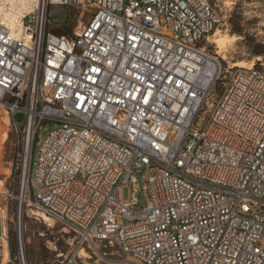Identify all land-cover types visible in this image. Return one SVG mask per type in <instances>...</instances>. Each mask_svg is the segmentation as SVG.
Returning <instances> with one entry per match:
<instances>
[{"label":"built area","instance_id":"2783aa9c","mask_svg":"<svg viewBox=\"0 0 264 264\" xmlns=\"http://www.w3.org/2000/svg\"><path fill=\"white\" fill-rule=\"evenodd\" d=\"M50 6L80 9L71 36ZM21 20L0 22L21 174L0 191V264H29V212L74 234L62 264H264V62L208 48L211 0H39Z\"/></svg>","mask_w":264,"mask_h":264},{"label":"rangeland","instance_id":"374dc122","mask_svg":"<svg viewBox=\"0 0 264 264\" xmlns=\"http://www.w3.org/2000/svg\"><path fill=\"white\" fill-rule=\"evenodd\" d=\"M211 2L222 19L216 29L239 38L233 44H228V55L231 59L224 60L225 63L231 66L232 61L248 63L254 60L255 64L260 61L264 62V0H211ZM48 17V30L71 36L78 25L80 9L50 6ZM89 18L90 15L86 12L82 21L86 23ZM208 48L213 52L218 50L210 43ZM217 54L222 58L218 51ZM257 57L261 60H255ZM220 90L221 84H218L217 91ZM5 128L8 137L2 146L0 144V191L16 195L20 187L21 174L20 172L15 173L13 158L15 137L9 125L8 114L0 106V131ZM122 195L124 199H128L129 190L123 189ZM139 199L140 206H145L144 196L141 195ZM10 206L15 212L16 202L12 201ZM14 220H16L15 217ZM22 223L29 264H62L72 253L75 245L74 234L61 223L43 219L40 222L31 212L29 215H24ZM42 232L44 235H41Z\"/></svg>","mask_w":264,"mask_h":264},{"label":"bare ground","instance_id":"6f19581e","mask_svg":"<svg viewBox=\"0 0 264 264\" xmlns=\"http://www.w3.org/2000/svg\"><path fill=\"white\" fill-rule=\"evenodd\" d=\"M39 0H0V22L8 26L11 31L18 36L22 31V16L25 12H31L38 5ZM221 24V23H220ZM239 38L230 36L227 33H223L221 30L216 29L213 34L209 37L208 42L214 45L221 54L223 60L231 59L229 57L228 44H233ZM230 46V45H229ZM255 60H261L260 57ZM255 65L254 60L246 63L244 61H232L231 66L233 67H251ZM3 120V119H2ZM8 133L7 129L0 131V144L1 146L7 140ZM1 150V149H0ZM1 155V152H0ZM46 221H52V219L46 214L43 216ZM20 221V220H19Z\"/></svg>","mask_w":264,"mask_h":264}]
</instances>
